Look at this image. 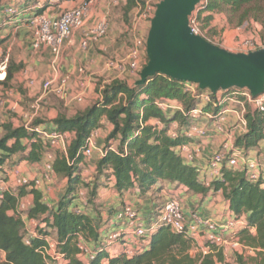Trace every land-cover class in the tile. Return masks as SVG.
<instances>
[{
	"label": "trees",
	"instance_id": "trees-1",
	"mask_svg": "<svg viewBox=\"0 0 264 264\" xmlns=\"http://www.w3.org/2000/svg\"><path fill=\"white\" fill-rule=\"evenodd\" d=\"M11 1L0 0V15ZM51 1L44 0L42 6L34 9V16L42 15ZM35 2L19 0L14 6L20 13ZM134 5L133 0H126L125 20ZM193 13L198 24L208 29H211L212 16L222 14L230 22L237 15V26L251 21L264 30V0H202ZM146 63L144 54V66ZM13 66L10 60L6 79L0 85L7 86L14 71L21 68ZM185 85L161 75L148 78L140 86L114 79L101 86L96 101L71 117L59 113L51 120L35 118L27 128L4 123L0 136V173L11 158L18 157L15 163L37 164L50 151L35 128L68 134L70 138L64 153L53 154L54 177L63 181L61 195L54 205L45 202L40 190L26 186L6 193L0 201V264H61L45 252L48 239L54 243V252L62 257V264H227L222 248L206 242L207 252L203 253L185 231L174 233L164 226L141 238L140 245L132 246L129 255L125 254L130 244L125 232L121 231L115 240L107 243L108 225H117L112 213L103 219L96 213L87 214L86 210L96 207L99 189L106 188V183L110 182V191L118 196L135 190L145 195L152 187L161 192L165 183L202 198L220 193L227 212L235 221L243 223L235 233L242 249L234 260L237 264H264V171L253 182L244 167L232 169L224 163L219 177L207 185L200 181L197 168L180 152L183 144L191 142L186 136L187 114L200 107L202 114L216 116L223 108L224 97L219 100L218 92H209L210 102L202 104L185 90ZM241 100L244 99L240 97L238 101ZM168 101L176 102L182 111L164 112L158 107L159 103ZM102 120L110 131L103 141L101 156L93 162L94 176L85 182L82 179L86 159L83 152L91 132L104 128ZM151 121L158 122L160 127L150 124ZM244 121L245 132L233 141L234 147L241 151L257 147L263 139L264 110L259 111L246 102ZM173 124L177 125L174 136L170 134ZM80 190L84 194H79ZM26 195L32 197V204L24 212L19 204ZM164 202L154 207L145 222L153 220ZM24 213L27 220L36 223L35 236L29 238L28 244ZM79 245L90 247L91 254L82 258ZM247 252L250 254L245 257Z\"/></svg>",
	"mask_w": 264,
	"mask_h": 264
},
{
	"label": "built area",
	"instance_id": "built-area-1",
	"mask_svg": "<svg viewBox=\"0 0 264 264\" xmlns=\"http://www.w3.org/2000/svg\"><path fill=\"white\" fill-rule=\"evenodd\" d=\"M102 0H82V2L72 9H67L62 11L56 19H51L48 16L42 14L40 16H31L26 23L31 27L32 37H31V48L33 51H40L42 48H46L51 56V67L54 72L60 70L64 46L73 38L74 35L79 34V49L80 51L86 52L89 50L92 44L104 39L108 34V22L106 20H97L92 25L88 23L92 20L91 15L92 7ZM108 4L118 5L125 2V0H106ZM161 0H155L152 10H155L156 4ZM1 15L5 16L12 24L18 22L14 21L19 16V11L14 5H6L1 12ZM189 27L191 32L195 35H201L199 30V25L196 20V15L192 13L189 17ZM240 51L242 53H248L259 49H264L263 46H258L252 48L253 45L249 41L241 42L238 44ZM144 50L145 42L135 38L133 44L127 49L126 57L117 61L114 59H109L105 62L106 69L108 71H117L121 73L124 77H138L141 68L144 66ZM9 62V54L5 53L0 59V84L6 79L7 68ZM78 74L84 76V78L92 79L91 74L85 67L78 69ZM86 78L82 79L78 85V92L73 97V101L82 102L85 90L87 88ZM123 79V78H119ZM68 76H59L57 79H47L42 83V90L46 94H54L57 98L65 101L67 97L68 88ZM30 84L34 81L30 80ZM196 85L188 84L185 85V90L188 91L192 97L199 103L206 104L210 102V93L208 90L199 92ZM241 92V96L244 97V102L237 103L240 106V111L238 112L239 121L241 126L245 129V107L244 103L251 104L255 109L259 111L264 110V94L257 98H253L245 90H237ZM7 96V95H6ZM7 100L0 97V106L6 104ZM227 102L234 103V100L226 98L222 101L223 108L216 115L212 114H202L200 107L190 111L187 116L189 117V127L186 132V136L193 142L195 139L203 138L206 134L204 128L200 127L197 122L201 118H206L213 122V130L215 132H223V126L226 122V115L230 112L229 107L225 106ZM158 107L162 111H182L180 105L174 101H168L159 103ZM32 109H35L32 107ZM234 111V110H232ZM27 123L24 125L27 128L31 122L38 117L37 112L34 110L32 115L26 116ZM216 120V122H214ZM176 128H174L175 131ZM41 141L47 145L50 151H47L44 155L42 166L39 170L38 176L30 179L23 176L18 168L10 169L9 173H0V201L3 199L6 193H10L17 188L26 186L28 189L40 190L42 186L52 183L55 180L53 174V153L52 150H57L62 153L66 151L68 134H60L56 131L47 132L44 131L42 127L35 128ZM98 130L94 129L87 142L83 152L86 159L90 158L95 150H97V136ZM174 131H170L172 136L175 135ZM102 153L101 150H97ZM180 152L183 158L189 162L194 163L195 160L202 155V151L198 146H193L191 144H183L180 147ZM226 164L229 168L239 169L244 167L248 172V178L250 181H257L260 175V165L257 161L246 158L241 150L234 147L233 140H225L220 148L211 154L208 158L207 163V179L204 180V184L207 185L211 180L219 177L220 170L223 164ZM6 173V174H5ZM10 181V183L8 182ZM25 206L20 202L19 209L24 211ZM23 218V217H22ZM114 220L116 224L118 223L121 227L131 229V234L134 235L136 240L149 235L154 231L155 228L159 226H164L169 228L174 233L186 232L189 237H191L194 242H196L200 236L201 228L205 231V240L210 242L219 248H224V246L230 243V246L234 247L236 250L240 251L242 249L239 244L238 238L235 235L236 226L239 224L243 226L242 221H235L232 217L226 221L223 225H219L211 219H202L198 214L190 213L185 214L182 203L180 200L175 198H170L163 203L160 209L156 212L150 226H146L144 220H142L136 210L130 206L126 205L121 210H119L115 216ZM30 223L35 226L36 223L29 220ZM26 225V224H25ZM126 226V227H125ZM26 231L28 236L25 242L28 244L29 238L35 236L33 227ZM115 236H111L109 240H113ZM48 248L45 251L50 259L54 262L63 263L62 257L54 252V243L52 240H47ZM79 249L82 252V256H89L91 250L86 245H79ZM126 255L132 252V247L127 248ZM126 250V249H125ZM203 253L207 252V248L201 250Z\"/></svg>",
	"mask_w": 264,
	"mask_h": 264
},
{
	"label": "crops",
	"instance_id": "crops-1",
	"mask_svg": "<svg viewBox=\"0 0 264 264\" xmlns=\"http://www.w3.org/2000/svg\"><path fill=\"white\" fill-rule=\"evenodd\" d=\"M17 1L19 0H12L7 5H14ZM59 1L61 0H58L57 1L58 4L55 5V1L52 0L50 2V6L47 7L42 14L48 16L51 19H56L62 11L75 8L82 2V0H65V1L62 0L61 2ZM35 8L38 7L32 6L29 9L20 11L18 18L14 20L15 22L18 21L15 23L17 29L24 26L26 21L31 16L34 15L32 10H34ZM110 8H111L110 5L106 1H100L99 3H96L91 9V15L93 16V18L88 23V25H92L97 20L106 18L108 22V34L106 38L96 42L95 44H92L90 48L91 49L90 54H86L83 51H80L79 34L74 35L73 38H71V40L64 46L60 69L61 72L63 74H66V76H68L69 78L68 88H67L68 98L65 101L61 100L62 103L59 106V109H56L54 107H49L46 102V99L45 98L43 99L44 105L48 106L47 108L48 120L55 118L59 113H62L67 117H71L75 115L77 112L83 111L90 104H92L94 101H96L99 98V93L102 85L108 84L114 79H119V77L114 76V73L106 69L105 61L103 60V57H101V53H99V51H102L103 53H107V54L111 53L114 54L116 57L123 56L125 53H127L126 51L127 48L122 39L123 33L127 31L126 29L127 27L123 26L122 29H118V23L113 22V19H115V17L113 16V11ZM10 21L11 20L9 19H4V25H10L11 24ZM225 21L226 20L224 15L214 14L212 16L210 28H213L215 30L219 29L218 31L219 34L220 31L223 30L222 36L224 37V43H232L233 39L235 38L233 36L234 32H228L225 29H223V25ZM145 29H146V24L141 22L139 27L140 34H142L143 31H145ZM241 37L242 36H238V38ZM3 38L4 37L0 36V40H2V43L0 45V51H1V46L5 44ZM24 41L25 42L23 43L20 42L19 46L21 50H23V48L24 50H27L25 51L26 53L25 59L17 60L15 62L11 60L14 64L13 67L17 68L18 66H21V68L17 71H14L12 80L9 82V84L15 82L18 83L19 86L24 84L23 86H26L28 88H31L32 85H36V88L38 86V89L40 88L42 90L41 85L45 80L50 78L57 79L60 74L52 70L51 67L52 56L46 48H42L40 51L37 52L35 51L32 52L30 48L31 43L30 42L28 43V41L26 40ZM80 65H86V67H90L91 76L97 75L99 78L102 79V82L100 86H97L94 83L93 76L91 80L85 77L87 88L83 96V101L78 103L73 101V97L79 90L78 85L80 81L82 79H85L84 76H80L78 74V69L81 67ZM30 80L34 81V83L30 84L29 83ZM38 82L40 83L42 82L41 85ZM0 87H3V85H0ZM10 94L14 96L13 98L19 100L18 99L19 94L17 91L12 90L10 91ZM225 106L229 107L230 112L226 115V122L223 126V132L221 133L215 132L213 130V122L206 118H201L200 121H205V123L199 122V126L205 129L206 131L205 136L201 139H195L193 142H188V144H191L193 146H198L202 151V155L198 157L194 163H191L193 166L197 168L199 179L201 182H204V180L207 179V163L209 156L214 152H216L225 140L231 139L234 141L236 137H238L239 135L245 132V129L241 126L239 121L238 112L241 110L240 106H238L237 104H234L233 106L232 102H227ZM23 118H24L23 125H25L27 123L26 115H24ZM9 122L12 123L14 127L20 126L12 122V120ZM101 123L104 124V128L102 132L100 131L101 130L100 128L97 129L100 132L96 139L97 146L99 147L102 141L101 135H104L103 133L107 134V132L110 131V127L105 123L104 120H102ZM150 124L160 127V124L156 121H151ZM171 130L174 131V129L172 128ZM0 136H1V132H0ZM69 138L70 136L68 135V139ZM98 153L100 154V152ZM242 153L246 158L257 161L260 165L261 172L264 171V135H263V139L258 143L257 147L248 149L246 151H242ZM100 156L101 154L98 157ZM15 162L16 160H13V158H11L9 162L2 169L3 170L2 172L3 173L6 172V168H10V169L18 168L23 176L33 179L38 176L40 170V168L38 167L42 166L43 159L40 163L37 164H28L26 162H20V163H15ZM36 169L37 171H35ZM87 172L88 171L86 170L83 172V175H85L86 177V180L83 179L85 182H89L91 180V178L88 177L89 174H87ZM111 185H112L111 182L106 183L107 187L100 188V194H98V200H97L98 206H100L101 211L106 210V216L105 213L99 214L103 219H105L107 215L110 213H112V218H113L114 214L116 213L113 211L116 210L119 206L131 205L134 209H136L139 212L141 218L147 221V219L154 212L153 209L155 206H157V202L160 201L162 203L167 199L166 196L167 194L165 193V189H163L161 192H156L153 190L154 188L152 187L150 191L145 195H139L138 191L135 190L132 192L124 193L121 196H118L110 191ZM62 186H63V181L59 179H55L52 183L42 186L40 188V191L44 196V200L49 206L54 205L58 200V198L60 197ZM107 191L110 193L109 194L110 197L103 198L102 196L104 195L101 196V193H108ZM174 192H175L174 194L180 195L182 201L185 202V206L187 210H185L184 212L186 215H188L193 211L195 203H200L201 208L198 215L202 219H211L216 223H218L219 225H223L226 221H228L232 217V215L227 212L226 206L224 202H222V197L220 193L216 194L214 197L208 196L206 198H202L201 196L194 195L191 192H186L183 189H176ZM79 194H83V190H80ZM128 201L131 202L129 203ZM20 202L22 203V205L25 206L24 208V212H25L27 208L32 204V197L30 195H26L24 198L21 199ZM86 212L88 211L86 210ZM22 217L27 228L31 229L32 227H35L30 223L29 220H27L25 213L22 215ZM113 225L115 224L110 223V225H108L107 227V230L112 231L111 229ZM116 226H117L116 229L120 227L119 230H122L121 226L119 227L118 225ZM241 228L242 226L238 224L235 230L238 231ZM200 231H201L200 236L198 240L195 242V245L198 249L202 250L203 245L200 241L205 240V231L202 230V228ZM250 232L254 234V229H251ZM129 242H130L129 247L137 246L136 245L137 243L134 240L133 241L129 240Z\"/></svg>",
	"mask_w": 264,
	"mask_h": 264
},
{
	"label": "rangeland",
	"instance_id": "rangeland-1",
	"mask_svg": "<svg viewBox=\"0 0 264 264\" xmlns=\"http://www.w3.org/2000/svg\"><path fill=\"white\" fill-rule=\"evenodd\" d=\"M43 1L44 0H36V2L32 6H37L39 8L40 6L43 5ZM54 1H55V5H57L58 0H54ZM61 1H59V2H61ZM102 1H106V0H102ZM106 2L108 3V1H106ZM133 2L135 5L130 10V12L127 14L126 20L124 18V14H123V10H124V6L126 4V0L124 3H122V4L120 3L118 5L109 4L111 7L110 9L113 11V16L115 17V19H113V22L118 23V29H122L123 26L127 27L126 28L127 31L124 32L123 36H122L123 37L122 39H123L127 49L133 44L135 38L140 39L144 42L146 41V36H147L148 30L150 27V20L153 17V14L155 11V10H152L155 0H133ZM97 3H99V2H97ZM32 12L34 13V10H32ZM236 16L232 17L231 22L228 21V18L226 16H224L226 21L223 25V29H225L228 32H234L233 36L235 38L233 39L232 43H224V37L222 36L223 30L220 31V34H219V32H218L219 29L215 30L213 28H211V29L204 28L201 23L198 24L199 30H200L201 34L205 35L206 39L210 43H212L213 45L218 46V47H220L226 51H229L231 53H240V51H244L243 49H240L238 47V44H240L242 41L243 42H245V41L251 42L253 45L252 48H256L258 46H263L264 45V30H262L261 26L258 24L256 25L254 22L251 23V21L244 22L241 26H237V19H236L237 17ZM4 19H8V18H6L3 15H0V36L4 37L3 41L5 43L3 46H1L0 59H1L2 55H4L5 53H8L9 54V61L13 60L15 62L17 60H24L25 56H26L25 51H27V50H24V48H23V50H21L19 43L25 42L24 40L28 41V43L29 42L31 43V37H32L31 27L28 23H25L24 26L17 29L16 24L11 23L12 21L10 22L11 23L10 25H4ZM101 20H106V18L101 19ZM141 22L146 24V29H145V31H143L142 34H140V32H139V27H140ZM238 36H242L243 38L242 37L238 38ZM30 48H31V44H30ZM90 48H89V50H87L84 53L90 54V52H91ZM31 51L34 52L32 50V48H31ZM144 52H145V50H144ZM99 53H101V57H103V60L105 62L109 59L121 61L126 57V54H127V53H125L123 56L116 57L114 54H111V53L107 54V53H103L102 51H99ZM80 66H81L80 68L85 67L88 70V73L91 74L90 67H86V65H80ZM110 72H112V71H110ZM58 73L60 74L59 76H65L66 75V74H63L61 72V69L58 71ZM112 73H114V76H117L119 78H123V80H126L129 85H132L134 83L132 81H137L139 79V77H135V76H133L131 78H127L126 76L124 77L121 73H119L117 71H114ZM92 76H93L94 83L97 86H100L102 79L99 78L97 75H92ZM112 76H113V74H112ZM38 83H40V82H38ZM41 83H40V85H41ZM23 85L24 84L19 86L18 83L13 82V83H10L8 86L0 87V97L7 100L6 104H4L3 106H0V130L2 129V125L4 123H7L11 120H12V122H14L17 125H20V126L23 125L24 124L23 116L24 115H26V116L32 115L34 110L37 112V115H38L37 119L48 120L47 119V116H48L47 115V108H48V106L59 109V106L61 105L62 101L59 98H57L54 94L43 93L40 88L38 89V86L36 88V85H32L31 88H28V87L23 86ZM12 90L18 92V94H19L18 99L19 100L13 98L14 96L12 94H10V91H12ZM6 93L8 96H6ZM218 93H219L218 98H220L219 100H222L223 97H224L223 101L226 98H230V99L234 100L233 106H234V104H237V102L242 103L245 101V100L238 101V99L242 96H241V92H238L236 89L229 90V93H227V94H223L221 91ZM44 98L46 99L48 106L44 105V103H43ZM242 98L244 99V97H242ZM32 107H34L35 109H32ZM244 107H245V103H244ZM200 120L201 119H199V121L197 122L198 125H199V122L205 123V121H200ZM214 122H216V120ZM176 127H177L176 124H173L171 126L172 129H174ZM100 131L102 132L103 129L101 128ZM100 131L99 130L97 131L98 135H99ZM103 134L106 136L105 133H103ZM104 135H101L102 141L100 143V147L99 146L97 147L101 151H102V147L104 145V143H103V141L105 139ZM97 150H95L93 152V154L91 155L90 158L85 159V161L83 163L84 164V171L85 170L88 171L87 174H89L88 177H90V178H92L94 176V174L92 173L93 172L92 170L94 169L93 162L100 155L98 153L99 151H97ZM57 152H60V151L52 150L53 154H56ZM17 158L18 157H14L13 160H17ZM38 168H41V167H38ZM9 171H10V168H6L7 174L9 173ZM35 171H37V169ZM82 179L86 180V177H85V175H83V173H82ZM8 182L10 183V181H8ZM164 189H165V193L167 194L166 195L167 198L170 199L173 197L175 199L180 200L182 203L184 211L187 210L186 206H185V202L182 201V198L180 195L174 194L175 189H173L172 186L167 185L165 183ZM83 194H84V191H83ZM98 194H100V189H99ZM109 194H110L109 192L108 193H101V196L104 195L102 197L107 198V197H110ZM128 202L130 203L131 201H128ZM160 203H161L160 201L157 202V204H160ZM96 205L97 206L94 208H89L87 210L88 211L87 214L95 215L94 213H96V215H98L100 213H105V216H106V210H104L105 212L100 210V206H98V201H96ZM123 206L124 205L119 206L116 210L119 211ZM200 208H201L200 203H195L192 213L199 214ZM116 210H114L113 212H117ZM142 220H144V219H142ZM147 220H149V218ZM144 222H145V220H144ZM145 224L150 226L151 222L148 221V222H145ZM117 225H118V227L120 226L118 223H117ZM116 228H117V226L113 225L112 229H111L112 231L107 232V237H106L107 243H110L111 241L115 240L122 233L121 231H123V232L125 231L127 239H129L130 241L134 240L137 243L136 244L137 246L140 245V241L136 240L134 235L131 234V231H132L131 229L121 227L122 230H119L120 227L118 229H116ZM28 231H31L30 228H28ZM152 232H154V231H152ZM115 235H116V238H114L113 240H109V238L111 236H115ZM200 242L202 243L203 248H206L205 247L206 240H202ZM127 248H129V245L127 246ZM127 248H126L125 252H127V250H128ZM89 249L91 250L90 247H89ZM223 252H224V255L226 257L227 264H237L236 261L234 260V258H235V255L241 253L240 251L236 250L234 247L230 246V243H228V245L224 246ZM248 253L250 254V252H247V254H245L244 256L245 257L248 256L249 255ZM82 258H84V256H82Z\"/></svg>",
	"mask_w": 264,
	"mask_h": 264
},
{
	"label": "water",
	"instance_id": "water-1",
	"mask_svg": "<svg viewBox=\"0 0 264 264\" xmlns=\"http://www.w3.org/2000/svg\"><path fill=\"white\" fill-rule=\"evenodd\" d=\"M202 0H161L155 6L145 41L147 63L135 86L161 75L196 85L212 94L245 90L264 94V49L231 53L213 45L189 27V17Z\"/></svg>",
	"mask_w": 264,
	"mask_h": 264
}]
</instances>
